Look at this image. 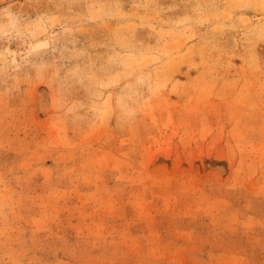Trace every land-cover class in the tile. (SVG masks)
Segmentation results:
<instances>
[{
  "label": "rangeland",
  "instance_id": "rangeland-1",
  "mask_svg": "<svg viewBox=\"0 0 264 264\" xmlns=\"http://www.w3.org/2000/svg\"><path fill=\"white\" fill-rule=\"evenodd\" d=\"M0 264H264V0H0Z\"/></svg>",
  "mask_w": 264,
  "mask_h": 264
}]
</instances>
